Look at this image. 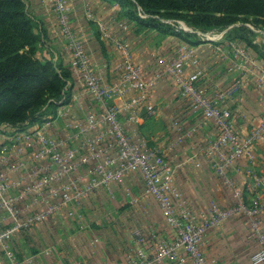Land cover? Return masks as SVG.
Masks as SVG:
<instances>
[{"label": "built area", "instance_id": "obj_1", "mask_svg": "<svg viewBox=\"0 0 264 264\" xmlns=\"http://www.w3.org/2000/svg\"><path fill=\"white\" fill-rule=\"evenodd\" d=\"M47 1L52 5L58 33L67 42L71 68L80 76L86 94L102 105L103 113H89L82 122L71 115L69 104L60 107L54 118L25 129L0 124V252L4 253L8 264L29 263L18 261L11 249V241L18 234L63 212L74 218L75 207L82 200L99 189L110 191L113 184L122 182L131 173L142 175L144 195L158 202L163 217L176 230L177 237L170 241L159 240L148 252L143 247V237L139 236L129 264H213L204 255V239L211 229L218 228L238 213L248 217L252 237L261 245L251 262L264 264V173L258 174L252 168L247 174L245 191L255 198L250 205L243 201L241 190L229 177L231 169L243 158L254 165L255 145L264 140V117L247 136L241 137L234 115L225 106L242 89L246 78H253L257 87L264 89V62L244 45L231 44L229 56L223 47H217L221 58L229 60L228 74H237V79L231 86L218 89L216 96L210 98L207 89L199 87L205 71L193 47L181 44L172 61L159 58L158 72L145 78L129 47L114 39L121 59L113 71L120 77L109 84L91 63L84 36L74 23L70 1ZM84 18L89 23L97 21L90 7L85 8ZM184 30L194 32L189 28ZM197 33L204 41L217 40ZM260 33L264 36V32ZM163 78L171 79L181 96L192 102L194 112L203 116V123L212 122L216 126V138L204 150V155L213 162L223 183L233 191L236 205L221 208L212 204L199 219L187 207L164 153L149 147L139 135V108L149 102L150 91ZM126 96H131L125 110L127 122L134 126L132 130L121 121V110L111 104L114 99ZM146 113L154 116L155 107L148 104ZM58 120L64 123L62 137L53 134ZM188 136V133H181L177 144L183 143Z\"/></svg>", "mask_w": 264, "mask_h": 264}, {"label": "crops", "instance_id": "obj_2", "mask_svg": "<svg viewBox=\"0 0 264 264\" xmlns=\"http://www.w3.org/2000/svg\"><path fill=\"white\" fill-rule=\"evenodd\" d=\"M24 1L30 14L38 22L39 31H43L41 33L43 45L40 47L39 57L60 62L72 72L73 101L69 105L71 115L79 121L85 119L89 109L97 113L101 112L98 114L101 115L103 113L102 105L94 98L91 99L94 104L87 102L91 97L86 94L85 86L78 73L71 68V57L66 48L67 42L58 33L51 3L47 0ZM69 1L72 6L74 23L84 36L85 47L91 63L106 83L112 84L120 77L118 72L113 71L115 64L121 59L113 42L114 39L129 47L136 65L141 69L145 78H150L158 72L159 58H165L168 61L175 58V54L173 52L170 54L167 50L169 46L165 43L166 41L172 39L178 47L181 44H186L177 37L167 36L162 40L156 54L153 55L154 53H150L146 47H137V42L142 39V34L153 29L140 28L136 23L123 18L121 7L118 4H111L106 0ZM87 7L93 10L97 19L96 22H91L88 28L82 24ZM99 24L106 30L105 32ZM96 32L101 34L100 41L96 38ZM155 33L159 36L158 32L155 31ZM111 37L112 39H110ZM225 45L226 42L219 46L215 43H203L195 47L188 45L196 50V56L205 71V78L200 83L207 89L209 95L215 94L218 89L228 87L237 79V74L227 73L225 61L216 52L217 47ZM130 99L131 96L116 98L111 101V104L121 110V121L127 125L128 129L132 130L134 126L127 122L128 113L125 110L126 103ZM148 104L155 107L156 114L154 116L147 115L146 106ZM189 105V102L179 94L171 79H161L150 91L149 102L139 108L138 131L142 138L149 139L151 144L157 146L156 148L160 149L175 167L173 176L175 184L182 193L187 207L200 219L212 204H217L221 208H229L236 205L237 200L234 198L233 191L221 180L215 178L214 170L212 171L210 168V160L198 147L200 143L205 144L207 140L211 141L216 138V126L211 122H200L198 114ZM225 106L234 115L237 132L241 137H245L264 117V89L257 87L253 78H246L240 93L226 102ZM173 120L178 123L176 127ZM63 124L62 120L56 122L53 129L55 136L62 137L65 134ZM181 133H188L189 136L185 139V143L177 144L176 140ZM187 140H192L190 146H186ZM254 154V165L247 158H243L235 164L229 173V177L235 182L236 187L241 190L243 201L247 205L252 204L255 199H252L247 192L245 194L247 174L251 172L252 168L258 173H264V140L255 145ZM201 171L202 173H200ZM130 177L141 178L144 185L145 182L139 173L128 174L122 181L124 186H127L125 188L127 197H129L127 204L130 206L134 203L136 209L139 208L138 213L129 212L127 209L124 212L110 210L106 213L101 212L93 215L90 210H87L88 212L86 211L85 214L92 224L95 223V226L89 228L84 223L81 224L84 226L82 232L77 231L75 227L74 230L77 232H74L72 226L75 222H72V226H70L66 221L68 216L63 212L39 227H35L30 233L28 232L32 236L41 234L44 238L43 250L48 252V254H43V251H39L38 254L35 252L30 258L29 264H129V260L136 250L135 241L139 237L136 238L133 235V225L141 227L143 247L148 252L154 249L159 240H174L177 236L176 230L163 217L158 202L153 197L144 194L132 195L135 187L129 181ZM116 186L119 185H112L110 191L99 189L82 200L81 203L83 206L87 203L89 205L92 203L90 201L92 199L94 204L96 203L95 206L98 207L97 203L103 202V195L99 194H113L112 188L116 189ZM143 190L145 191V186ZM147 202H150L152 206L145 204ZM139 203L140 206L137 207ZM201 204H203L202 207H200ZM87 208L86 206L84 209ZM20 237L16 236L15 238L20 239ZM260 248L258 240L252 237L249 219L243 213H238L218 228L211 229L205 237L203 245L205 254L214 264H253L251 258ZM0 264H7L2 252H0ZM161 264L171 263L163 262Z\"/></svg>", "mask_w": 264, "mask_h": 264}, {"label": "trees", "instance_id": "obj_3", "mask_svg": "<svg viewBox=\"0 0 264 264\" xmlns=\"http://www.w3.org/2000/svg\"><path fill=\"white\" fill-rule=\"evenodd\" d=\"M106 1L118 4L123 18L140 28L177 37L193 47L205 43L197 32L224 31L234 26L225 38L236 39L233 34L240 21L264 30V0ZM168 20H182L194 32L177 29ZM39 27L24 0H0V124L25 129L54 118L60 107L73 100L71 70L39 57L43 45ZM100 36L96 32L99 41ZM250 39L245 41L252 46ZM261 50L255 56L264 62Z\"/></svg>", "mask_w": 264, "mask_h": 264}, {"label": "rangeland", "instance_id": "obj_4", "mask_svg": "<svg viewBox=\"0 0 264 264\" xmlns=\"http://www.w3.org/2000/svg\"><path fill=\"white\" fill-rule=\"evenodd\" d=\"M244 20V19H242ZM169 22H167L168 24L172 25V26H176L175 28L177 29H181V30H184V29H187L189 28L187 26V24L182 21V20H176L175 22L174 21H171V20H168ZM177 22V24H176ZM82 24L88 28L90 26V23L87 19L85 18H82ZM238 26L236 28V30H234V34L233 36H236V39L234 40H229V39H226L225 37L227 36L226 34L234 27L232 26L231 28H228L227 30H224V31H212V32H209V33H205L207 36L213 38V39H217L216 41H207V40H203L206 44V43H215L217 44V46H219L220 44H222L223 42H226V45L225 46H221L223 47V51L225 52V54H227V56H229L228 53L231 52V44H238V45H244L243 47L246 48L249 52H251L253 55L254 54H258L260 53V51H262L261 49H264V36L261 35L260 31L264 32V30L260 27H258L257 25H253L251 23H246L244 21H240L238 22V24L236 25ZM245 28V29H244ZM190 29V28H189ZM192 30V29H191ZM185 31V30H184ZM188 32V31H186ZM158 34V33H157ZM159 36L156 35L155 31L153 30H149V31H146L144 34H142V39L140 41L137 42V47H140V48H143V47H146V50L149 49L150 53H154L153 55L156 54V51H158V48L161 46L162 44V40L166 39L167 35H161V34H158ZM161 36V37H160ZM251 39H250V37ZM201 37V36H200ZM202 38V37H201ZM249 38L251 41H250V44L252 46H249L245 39L248 40L249 42ZM168 40V39H167ZM207 41V42H206ZM165 43H167V46H169L167 48V50H169L170 54H172V52L175 54L177 49H178V46L176 44H174L173 40L170 39L168 41H166ZM181 44V43H180ZM219 44V45H218ZM246 44V45H245ZM177 46V47H176ZM148 47V48H147ZM253 47V48H252ZM172 48V49H171ZM257 52V53H256ZM55 54V53H54ZM173 54V55H174ZM220 54V53H219ZM56 55V54H55ZM221 58V56H220ZM175 59V58H174ZM173 59V60H174ZM223 60L225 61V65H226V71L228 73V67H229V60L228 59H224ZM222 60V62H223ZM55 62V61H54ZM224 63V62H223ZM236 80V79H235ZM235 80L229 84V86H231ZM199 87L201 88H205L202 83L199 84ZM177 91L179 92L178 88L176 87ZM218 91V90H217ZM241 91V90H240ZM237 92L235 94L234 97H236L239 93ZM180 94V92H179ZM181 95V94H180ZM207 95L208 97L212 98V97H215L216 96V93L215 94H211L209 95L208 94V91H207ZM91 97V96H89ZM233 97V98H234ZM184 98V97H183ZM91 98H88L87 102H90L92 104L93 103V100H91ZM186 101L189 102V106L190 108L192 107V102L190 100H188L187 98H184ZM186 104V103H185ZM189 106H187L189 108ZM193 109V107H192ZM89 113H95V114H100L101 112L97 113L95 111H92V109L88 110L86 115H88ZM201 120L200 122L202 121L203 122V116L201 114H198V116ZM82 122L84 120H81ZM174 121V120H173ZM170 123V122H169ZM194 123V122H193ZM212 123V122H211ZM172 124V123H171ZM170 124V126H171ZM174 126L176 127L178 123H176L174 121ZM204 127V125H202ZM188 138V137H187ZM186 138V139H187ZM190 139V138H189ZM215 139V138H214ZM213 139V140H214ZM147 142H148V146L151 147V148H156L157 146H154L153 144H151L150 140L149 139H145ZM213 140H207V142L205 144H202L200 143L199 144V148L200 150H203L202 152H204V150L210 145V143L213 141ZM185 141V140H184ZM190 142H192V140H187L186 142V146H190ZM185 143V142H183ZM191 148V147H190ZM194 149V148H193ZM164 159L165 161L169 164V171L170 173L172 174V176H174V173H175V167L172 166V164L169 162L168 158L165 157L164 155ZM210 160V159H209ZM209 163V162H208ZM209 165V164H208ZM210 168L211 170L214 172V175H215V178L218 180H221V182H223V180L221 179V177L218 176L217 172H216V169L215 167L213 166V162H211L210 160ZM201 169V168H199ZM202 173V171L200 172ZM258 173V172H257ZM258 174H262V173H258ZM195 176H197V174L195 173ZM174 178V177H173ZM198 178V177H197ZM132 184V186H134L135 188H133V193L132 195L134 196H139V195H143V189H144V183L143 181L141 180V178H134V177H130V180H129ZM119 186H116L117 188L116 189H113L112 188V193L113 194H108V193H102V194H99V195H103V202H98V207H96V203L94 204V200H90L92 201V203H88L86 205L83 206V204H78L76 205L75 207V211H76V216L74 218H70L68 216L67 218V222L70 224V226H72V222H75V224H73V230H74V227L76 228L77 231H83L82 229L84 228L83 225L81 224H86L89 228L90 227H94L95 226V223L92 224V222L87 218L88 216L85 214V212L87 210H90L92 212L93 215L95 214H99L101 212H109L110 210L112 211H118V212H124L126 211L127 209L129 210V212H134V213H138V209H136V205H134V203L130 204V206H133L130 208L129 204H127V201H128V198L127 197V192H125V188H127V186H124V182H120V183H115ZM141 184H142V190H141ZM114 186V184H113ZM248 195H250L248 193ZM251 196V195H250ZM130 200V199H129ZM131 202V201H130ZM129 203V202H128ZM147 204L148 206H152L150 204V202H147L145 203ZM203 204L200 205V207H202ZM88 207L87 209H84L85 207ZM140 206V203L137 205V207ZM204 207V206H203ZM88 212V211H87ZM83 214V215H82ZM137 217V215H135ZM85 218V219H84ZM80 225V227H79ZM39 227V226H38ZM34 229V228H33ZM80 229V230H79ZM136 229V230H135ZM132 230H134V233L133 235L137 238L138 236H141L143 235V233L141 232V227L140 226H137V225H133L132 226ZM31 231V230H29ZM74 230V232H77ZM30 233V232H29ZM22 236L24 237H20L19 238H13V240L11 241V249L14 253V255L18 258V261H26V262H30V258L33 257V255L35 254V252H37L36 254L39 253V251H43V254H48V252L45 250H43V243H44V238L43 236L40 234V235H36V236H32V235H29L28 233H24ZM177 237V236H176ZM55 238V237H54ZM203 245H204V242H203ZM203 245H202V249H203ZM16 249V250H15ZM203 252H204V249H203ZM204 255L206 256V258L208 260H210L207 255L205 254L204 252ZM2 256H4L7 264H8V259L5 257L4 253L2 252ZM211 261V260H210ZM212 262V261H211ZM213 263V262H212ZM29 264V263H28ZM214 264V263H213Z\"/></svg>", "mask_w": 264, "mask_h": 264}]
</instances>
